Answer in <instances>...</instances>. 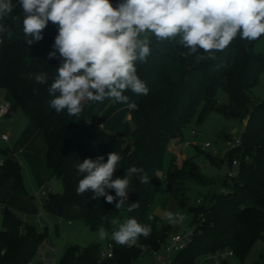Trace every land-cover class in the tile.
Instances as JSON below:
<instances>
[{
	"label": "trees",
	"instance_id": "1",
	"mask_svg": "<svg viewBox=\"0 0 264 264\" xmlns=\"http://www.w3.org/2000/svg\"><path fill=\"white\" fill-rule=\"evenodd\" d=\"M12 3V13L0 21L11 31L10 38L8 33L0 34V85L12 93L28 118L43 131L48 147L47 165L52 176L62 180V191L50 190L40 199L44 215L45 212L60 215L66 202L79 204L86 209L85 223L93 230L103 225L106 231L113 229V221L119 217L125 221L135 218L141 224L151 225V234L139 237L137 242L163 249L170 234L177 230L171 224L162 223V227L159 217L151 211L164 156L172 140L184 139V129L202 103L200 118L219 111L227 118L241 122L247 119L241 133L242 146L229 150L223 158L229 165L237 158L240 171L236 177H224L221 181L226 187L224 192L210 194L205 197L207 202L189 206L194 215L192 240L174 259L179 264H195L202 259L205 264H230L229 257L215 256L226 249L241 258L246 256L255 241L264 237V100L252 94L264 75V52L255 50L260 38L248 41L238 35L225 50L216 52L213 59L197 61L196 55L206 54L201 51L188 55V50L177 42L179 37L168 41L151 36V55L147 62L137 61L135 65L149 92L147 95L124 92L136 108L105 98L102 102H87L76 117L49 107L52 97L48 89L61 63L58 52L56 57L48 58L54 50L58 26L49 22L43 30V39L29 45L22 30L24 13L18 0ZM111 3L115 6L119 0ZM38 73L47 74V83L35 81ZM220 88L228 93L226 104L218 103ZM127 145H131L128 152ZM110 152L121 156L114 178L124 176L125 170L132 166L142 169L131 177L127 201L119 209L115 202L107 203L104 197L93 200L91 191L84 195L76 192L84 175L77 171L76 165L85 158L101 155L106 162ZM1 153L0 264H31L48 232H40L8 205L13 195L32 198L36 195L27 189L23 165L12 147H0ZM178 156L172 151L165 176L168 190L185 204L188 183L207 186L217 180L206 176L193 158L180 162ZM144 175L148 183H140L139 178ZM108 191L115 196L114 190ZM135 202L139 206L129 211V205ZM105 216L108 219H102ZM111 243L113 255L107 258L100 257L103 248L99 244L84 248L70 244L58 264H134L132 259L142 254L136 245L121 246L113 240ZM260 259L259 264H264V251Z\"/></svg>",
	"mask_w": 264,
	"mask_h": 264
},
{
	"label": "clouds",
	"instance_id": "2",
	"mask_svg": "<svg viewBox=\"0 0 264 264\" xmlns=\"http://www.w3.org/2000/svg\"><path fill=\"white\" fill-rule=\"evenodd\" d=\"M24 13L22 30L29 45L43 39V30L51 22L58 26L48 58L61 63L56 69L48 91L52 97L49 107L57 113L66 111L79 117L87 102H102L112 98L118 103H129L125 91L147 95L146 83L137 74L136 62H147L151 55L148 34L157 40L177 41L188 55L196 60L213 59L216 52L225 50L239 35L243 40L255 41L264 36V0H18ZM12 0H0V21L10 15ZM11 31L0 23V34ZM37 83H47L46 73L35 74ZM121 156L116 152L95 159L85 158L76 165L84 174L76 189L77 195L91 191L92 199L104 197L121 208L133 174L142 172L132 166L124 176H116ZM140 183H148L146 175ZM108 190H114L115 196ZM119 197V200H117ZM129 205V211L138 207ZM102 219H108L107 216ZM171 224L184 220L182 213H166ZM151 234L150 224L129 218L112 232L111 239L121 246L134 245L139 237ZM99 239L107 238L103 225L98 228Z\"/></svg>",
	"mask_w": 264,
	"mask_h": 264
},
{
	"label": "rangeland",
	"instance_id": "3",
	"mask_svg": "<svg viewBox=\"0 0 264 264\" xmlns=\"http://www.w3.org/2000/svg\"><path fill=\"white\" fill-rule=\"evenodd\" d=\"M151 36V34H148V38ZM255 50L264 52V36L260 37L255 46ZM3 91H6V93H8V98L12 102L13 106L20 108L12 93L6 88L0 86V95L1 93H3ZM252 94L255 98L264 100V75L261 76L257 85L252 89ZM217 98L219 104H226L229 101L228 93L225 89L222 88L219 89ZM3 100L10 102L8 99ZM202 108L203 106L201 103L199 104L196 113L192 117L191 121L185 127L184 139L172 140L170 146L166 150L163 167L160 171V185L151 206V211L159 217L161 226L162 223L163 225L171 224L166 219L167 212L171 211L173 213H182L184 216L183 222L171 225L183 233L191 232L194 227V215L190 211L189 206H196L200 205L201 203L207 202L205 201L206 196L210 194L212 195L214 193L220 194L226 190V187L221 183V181L227 175V171L230 168L228 161L223 160L224 156L229 152V150H227V140L232 137L241 136V133L244 130V125L247 122V119L244 122H241L235 119L227 118L219 111H211L204 118H200ZM20 110L22 115L27 117L29 123H31V120L28 118L26 113L21 108ZM6 127L7 124L0 120V147H12L14 153L17 156V152L12 145L15 141L12 132L8 131V133H6L11 136V141H4L2 138L3 132H7ZM16 127H18L17 130H19L24 128L25 125H23V122H21V125L19 126V123H17ZM29 130L30 126H28L27 131H25L26 134H24V137L28 138ZM40 131L43 133L42 130ZM194 132L197 133L196 137L193 136ZM226 135L229 137L228 139H226ZM206 142H209L211 146H204ZM129 143H131V141ZM199 149H202L205 152L199 151ZM172 151H175L177 154H179L178 157L180 162L183 158H193L195 162L201 167L202 172L206 176L216 179L217 182L207 186L195 182L188 183L185 204H182L181 198L172 194L167 187V179L165 173L170 164ZM209 154L213 155V158L210 157ZM2 158L3 155L1 153L0 160ZM17 158L20 160L18 156ZM214 160L216 161V163L214 162ZM21 163L23 162L21 161ZM31 165L32 168H34L32 169L34 187L31 183V178L29 177L28 173H26L25 175V185L30 193L36 195L37 191L44 186L49 187L53 192L63 190L62 180L56 176H52L51 169L47 165V160H45V173L43 175L45 177V182L41 185L40 178L35 174L36 164L31 162L30 167ZM32 199L36 200V204L28 208L20 203H8V205L17 213L19 217L29 223L35 224L36 228L40 232H48V236L45 242L41 245L31 264H40L42 259V248L45 247L47 242H50L53 247L51 264L59 263L60 258L70 244H77L83 248L87 247L90 244H99L101 248L106 249L108 247V244L112 241V232L117 230L120 224L124 223L125 221L124 217H119L115 221H113V229L106 231L108 233L107 238L101 240L99 239L98 229L93 230L85 223L86 209L79 204L66 202L60 215H52L45 212L44 216L50 221V223H47L45 221V218H42L41 220L38 216V214L42 210L40 199L37 196ZM2 218V210L0 208V230L3 228ZM160 251L162 252L161 249ZM263 251L264 237H260L250 247L246 256L241 258L238 254L234 253L233 255L229 256L228 260L230 264H259L261 261V253ZM176 253V251L173 252L170 256V259H174ZM38 259L40 260V262H38ZM132 262H134V264H163L161 261L154 260V256L147 252H142V254L138 255L135 259H132Z\"/></svg>",
	"mask_w": 264,
	"mask_h": 264
},
{
	"label": "crops",
	"instance_id": "4",
	"mask_svg": "<svg viewBox=\"0 0 264 264\" xmlns=\"http://www.w3.org/2000/svg\"><path fill=\"white\" fill-rule=\"evenodd\" d=\"M7 94L8 93H6V91H3V93H1L0 95L1 97L0 101H2L3 99H8L10 101ZM9 103H10V108L8 113L2 119H0L7 124L6 127L7 132H3L2 135L8 133V131L12 132V135H14V139H15L12 145L15 151L17 152V156L23 162L22 165H23L25 180H26L25 175L26 173H28L29 177L31 178V183L34 187V182L32 177V169L34 168H32V165L30 167V163L33 162L36 164L35 174L37 175V177L40 178V185H41L42 183L45 182V177L43 175L45 173V160L47 157L46 139L44 137V134L40 131L41 129H39L37 125L32 121L31 123H29L27 117L22 115L19 107L16 106L14 107L11 101ZM21 122H23V125H25V127L17 130L18 129V127H16L17 123H19L20 126ZM28 126H30V130L28 133V138H26L24 137V134H26L25 131H27ZM7 135L9 139L8 140L3 139V140L11 141L12 139L11 136L9 134ZM25 197L26 196H22V195H13L9 200V204H12V202L20 203L24 205L26 208L36 204L35 199H32L31 197H26V198Z\"/></svg>",
	"mask_w": 264,
	"mask_h": 264
},
{
	"label": "built area",
	"instance_id": "5",
	"mask_svg": "<svg viewBox=\"0 0 264 264\" xmlns=\"http://www.w3.org/2000/svg\"><path fill=\"white\" fill-rule=\"evenodd\" d=\"M9 108H10V103L8 101L3 100L0 102V119H2L8 113ZM195 134L196 133L194 132L193 135ZM2 137L5 140L9 139L7 134L2 135ZM227 144H228L227 150L240 147L242 146V138L241 136L229 138L227 140ZM204 146L208 147V146H211V144L209 142H206ZM239 171H240V162L237 158H235L233 159V162L227 171V176L230 178L236 177L239 174ZM49 191H50V188L42 187L39 191H37L36 196L39 199H42V197H45ZM38 216H39V219L42 220V218H45V221L47 223H50V221L44 216L43 211H41V213H39ZM46 222H43V223H46ZM191 240H192L191 232L183 233L178 230L170 234L167 242L163 246V249H161L162 252L160 250L153 249L144 244H139L138 242H136L134 245L138 246L142 252H147V253L152 254L154 256V260L161 261L163 264H179L175 259H170V256L175 251L178 252V251L185 249L189 245ZM52 253H53L52 244H50V242H47L45 247L42 248V259H41L40 264H51ZM233 254H234L233 250L226 249L222 252H217L215 256L217 259H220V258H228L229 256ZM112 255H113V244L110 242L106 249L101 250L100 257L107 258V257H111ZM195 264H205L204 259L198 261Z\"/></svg>",
	"mask_w": 264,
	"mask_h": 264
},
{
	"label": "water",
	"instance_id": "6",
	"mask_svg": "<svg viewBox=\"0 0 264 264\" xmlns=\"http://www.w3.org/2000/svg\"><path fill=\"white\" fill-rule=\"evenodd\" d=\"M130 149H131V146L127 145L126 148H125V151L128 152Z\"/></svg>",
	"mask_w": 264,
	"mask_h": 264
}]
</instances>
